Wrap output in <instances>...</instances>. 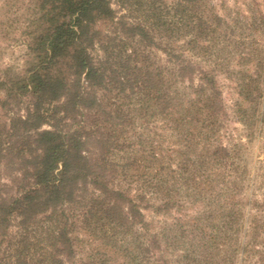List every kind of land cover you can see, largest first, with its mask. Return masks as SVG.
Segmentation results:
<instances>
[{
  "label": "trees",
  "instance_id": "16d2710c",
  "mask_svg": "<svg viewBox=\"0 0 264 264\" xmlns=\"http://www.w3.org/2000/svg\"><path fill=\"white\" fill-rule=\"evenodd\" d=\"M15 33L0 264H264V0H0Z\"/></svg>",
  "mask_w": 264,
  "mask_h": 264
},
{
  "label": "rangeland",
  "instance_id": "374dc122",
  "mask_svg": "<svg viewBox=\"0 0 264 264\" xmlns=\"http://www.w3.org/2000/svg\"><path fill=\"white\" fill-rule=\"evenodd\" d=\"M19 38H21V34L15 33V35L12 38L0 39V50H1L0 51V77L5 76L6 75L5 73L9 69L22 68V66L25 63V59H26L25 58V48L21 45ZM225 98L228 101V104L231 105L233 104V101L235 100V93L233 94L232 91L229 88H227L225 90ZM15 108H16L17 114L25 111V109H23V106L21 105L20 107H15ZM8 113H11V112H7L6 110L5 111L0 110V124H7L9 122L10 114ZM3 153H7V150H4V148H3ZM15 156H16L15 154L9 155L7 157L5 156V159L1 161L0 180L1 179L8 180L13 176H17V174L19 173L18 168L22 160H20V157L18 156L15 157ZM259 198H261L260 194H259ZM162 219L166 221H172V218H169L168 216L163 217Z\"/></svg>",
  "mask_w": 264,
  "mask_h": 264
}]
</instances>
